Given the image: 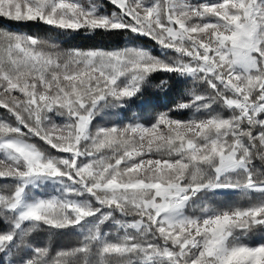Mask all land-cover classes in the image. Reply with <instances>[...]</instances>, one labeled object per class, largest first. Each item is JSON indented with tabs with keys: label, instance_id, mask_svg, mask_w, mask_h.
I'll return each instance as SVG.
<instances>
[{
	"label": "snow or ice",
	"instance_id": "1",
	"mask_svg": "<svg viewBox=\"0 0 264 264\" xmlns=\"http://www.w3.org/2000/svg\"><path fill=\"white\" fill-rule=\"evenodd\" d=\"M81 31L128 44L55 42ZM137 101L164 110L94 124ZM0 110V264H264V0H0Z\"/></svg>",
	"mask_w": 264,
	"mask_h": 264
},
{
	"label": "trees",
	"instance_id": "2",
	"mask_svg": "<svg viewBox=\"0 0 264 264\" xmlns=\"http://www.w3.org/2000/svg\"><path fill=\"white\" fill-rule=\"evenodd\" d=\"M83 1V0H82ZM21 31H28L33 34H39L41 36L55 35L50 33L47 30L46 26L43 25H16ZM123 43L117 44L114 40L108 37H102L99 35L84 33H69L66 36L59 37L55 42L60 45L61 49L69 48H81V49H90V48H115L123 47L128 44V39L126 37L121 38ZM158 51V50H157ZM154 83H158L154 81ZM182 90V88H181ZM157 89H150L149 96L153 97L157 103L163 105L168 104L170 101H175L178 99L179 92H174L169 96H165L163 92H160L158 96H153L157 93ZM163 108H158L155 111H162ZM155 111L152 106H143L139 101L131 105V107L126 112H120V110L108 109L104 112L97 115L94 120V124L97 126H111L114 123L128 122V120L138 118L145 119L150 118L155 115ZM119 113V115H117ZM3 114V110H0V115ZM191 116V113H188L184 118L187 119ZM11 188L12 185L9 180L0 178V192H3L6 188ZM253 199H255L256 194H252ZM207 203L214 207H227V206H245L250 201L247 198H241L239 192H227L215 194L209 193L205 198ZM191 214V213H190ZM29 241L38 247H50L52 254L61 248H70L76 246L80 239L79 233L75 229H65V230H50L46 226L35 232H32L29 237ZM247 242H255L261 239H264V233H256L254 236H249Z\"/></svg>",
	"mask_w": 264,
	"mask_h": 264
},
{
	"label": "rangeland",
	"instance_id": "3",
	"mask_svg": "<svg viewBox=\"0 0 264 264\" xmlns=\"http://www.w3.org/2000/svg\"><path fill=\"white\" fill-rule=\"evenodd\" d=\"M82 2L87 3V0H83ZM229 193V192H237V191H226V192H220V193Z\"/></svg>",
	"mask_w": 264,
	"mask_h": 264
}]
</instances>
